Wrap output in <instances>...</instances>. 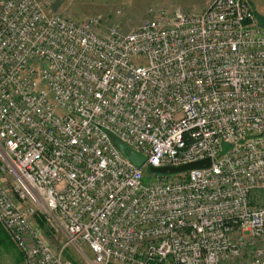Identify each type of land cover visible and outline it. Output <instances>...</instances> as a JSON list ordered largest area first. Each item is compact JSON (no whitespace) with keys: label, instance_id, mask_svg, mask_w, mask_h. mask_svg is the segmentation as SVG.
<instances>
[{"label":"built area","instance_id":"1","mask_svg":"<svg viewBox=\"0 0 264 264\" xmlns=\"http://www.w3.org/2000/svg\"><path fill=\"white\" fill-rule=\"evenodd\" d=\"M150 12L103 33L0 0V230L24 264H264V28L244 0Z\"/></svg>","mask_w":264,"mask_h":264},{"label":"rangeland","instance_id":"2","mask_svg":"<svg viewBox=\"0 0 264 264\" xmlns=\"http://www.w3.org/2000/svg\"><path fill=\"white\" fill-rule=\"evenodd\" d=\"M76 0L77 6L68 9L65 17L79 23L91 18H98L101 21V31L105 33L113 25H120L123 31L129 32L139 27L144 21L152 19L150 9H165L169 13L176 9L182 10H204L213 0ZM255 11L258 24L264 28V0H244ZM201 2H205L201 4ZM155 174L150 169H144V184L155 180ZM46 230V229H45ZM47 234V231H45ZM54 241V246H59ZM77 258V255H76Z\"/></svg>","mask_w":264,"mask_h":264},{"label":"crops","instance_id":"3","mask_svg":"<svg viewBox=\"0 0 264 264\" xmlns=\"http://www.w3.org/2000/svg\"><path fill=\"white\" fill-rule=\"evenodd\" d=\"M49 10L66 16L71 7L77 6L76 0H38ZM200 3L199 0L196 1ZM205 2H201L203 4ZM0 264H24L23 256L10 240L5 231L0 230Z\"/></svg>","mask_w":264,"mask_h":264},{"label":"water","instance_id":"4","mask_svg":"<svg viewBox=\"0 0 264 264\" xmlns=\"http://www.w3.org/2000/svg\"><path fill=\"white\" fill-rule=\"evenodd\" d=\"M117 146L119 150L122 152V154L137 167H142L145 164L146 157L143 156L142 154H139L136 151L128 149L126 145H124L122 142H118ZM210 166H211V160L206 159V160L182 165L180 167H163V168H153L152 167L150 168V171L154 173L174 175V174L185 173V172L196 170V169H205Z\"/></svg>","mask_w":264,"mask_h":264}]
</instances>
